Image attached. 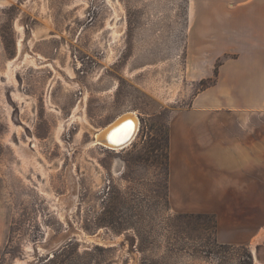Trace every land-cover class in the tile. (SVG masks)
Listing matches in <instances>:
<instances>
[{"label":"rangeland","instance_id":"obj_1","mask_svg":"<svg viewBox=\"0 0 264 264\" xmlns=\"http://www.w3.org/2000/svg\"><path fill=\"white\" fill-rule=\"evenodd\" d=\"M249 1L0 0V264H264V190L255 212L237 161L217 197L168 188L173 119L215 120L201 129L221 140L264 126V107L188 112L237 57L221 51ZM128 110L131 142L90 144Z\"/></svg>","mask_w":264,"mask_h":264},{"label":"crops","instance_id":"obj_2","mask_svg":"<svg viewBox=\"0 0 264 264\" xmlns=\"http://www.w3.org/2000/svg\"><path fill=\"white\" fill-rule=\"evenodd\" d=\"M261 3L262 0H252L237 8L244 15L245 27L238 30V41L227 43L221 51V54L235 52L237 57L226 59L221 64L218 81L195 96L189 113L205 117L221 110L245 112L264 107V6ZM215 92H220L222 97H214ZM243 122L245 124H241L242 130L236 141L221 140L216 130L203 131L201 127L216 126L217 122L208 117L201 120L175 118L170 122L168 188L174 198L184 192L198 190L211 192L212 197H217V191L230 189L232 183L230 172H220V168L229 169L237 161L238 188L248 197L252 191L255 212L260 210L264 190L261 177L264 126L261 119ZM203 158L205 163L201 162ZM254 225L255 237L263 240L264 226L260 219L255 217ZM220 232L222 230H219V236ZM224 233L222 236L228 240L235 237L230 232Z\"/></svg>","mask_w":264,"mask_h":264},{"label":"bare ground","instance_id":"obj_3","mask_svg":"<svg viewBox=\"0 0 264 264\" xmlns=\"http://www.w3.org/2000/svg\"><path fill=\"white\" fill-rule=\"evenodd\" d=\"M22 47H23L22 44H19V51H21L23 49ZM25 56H27V54ZM21 57H20V59L18 58L20 61H22V59H23V57L22 58ZM32 60H33V58H32ZM72 117H73V115H72ZM127 122H129L131 124L130 126H131L133 131L131 129H128V126H127L128 124H126ZM138 124L139 123L137 121V114L135 112L130 111V110L124 111V112L120 113L117 117H115L111 122L106 124L105 126L99 128V129L98 128L95 129L93 131V134H92L93 138L90 141V144H98V145L100 144V145L105 146V147L110 148V149H123L127 145V143H125V142L128 139H131V138L133 139V136L136 134ZM85 127H83V128H85Z\"/></svg>","mask_w":264,"mask_h":264},{"label":"water","instance_id":"obj_4","mask_svg":"<svg viewBox=\"0 0 264 264\" xmlns=\"http://www.w3.org/2000/svg\"><path fill=\"white\" fill-rule=\"evenodd\" d=\"M126 124H128L127 126H128V129H131L132 130V128H131V124L129 123V122H127ZM133 131V130H132ZM118 138V137H117ZM129 142H131V139H128L125 143H129ZM124 143V144H125Z\"/></svg>","mask_w":264,"mask_h":264},{"label":"built area","instance_id":"obj_5","mask_svg":"<svg viewBox=\"0 0 264 264\" xmlns=\"http://www.w3.org/2000/svg\"><path fill=\"white\" fill-rule=\"evenodd\" d=\"M136 134H137V131H136ZM133 137H135V135Z\"/></svg>","mask_w":264,"mask_h":264}]
</instances>
